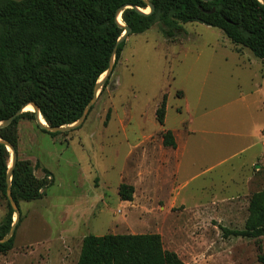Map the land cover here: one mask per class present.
<instances>
[{"label": "rangeland", "instance_id": "374dc122", "mask_svg": "<svg viewBox=\"0 0 264 264\" xmlns=\"http://www.w3.org/2000/svg\"><path fill=\"white\" fill-rule=\"evenodd\" d=\"M182 28L174 39L160 25L131 34L82 124L52 135L32 106L34 116L18 121L17 160L37 180L48 171L53 185L13 209L14 248L0 264H78L84 239L108 234H159L185 264H260L262 239L226 238L222 227L244 230L252 195L264 190V164L245 167L239 136L245 125L264 124L256 112L264 66L248 49L240 56L243 48L219 29ZM243 58L259 65L242 67ZM166 130L182 137L180 175L163 145ZM12 159L10 152V166ZM122 184L134 187L133 201L120 198ZM8 216L0 194V240L10 236Z\"/></svg>", "mask_w": 264, "mask_h": 264}, {"label": "trees", "instance_id": "16d2710c", "mask_svg": "<svg viewBox=\"0 0 264 264\" xmlns=\"http://www.w3.org/2000/svg\"><path fill=\"white\" fill-rule=\"evenodd\" d=\"M148 3L154 7L152 13L138 11H146ZM122 9V22L132 35L160 25L165 37L174 39L183 31L182 25L200 22L221 30L237 47L264 61V5L259 0H0V123L16 117L0 128L2 141L17 150V123L34 116L17 114L29 104L39 108L52 129L73 125L83 117L100 77L115 56L114 70L124 51L126 41L118 44L124 28L116 20ZM165 102L164 98L156 111L161 126ZM163 145L177 147L172 131H164ZM9 161L10 153L0 142V194L9 207L6 232L15 213L8 199ZM45 173L44 179L37 180L30 163L17 162L10 185L16 205L43 198L44 189L53 185L51 174ZM134 192L131 185L119 188L123 201H133ZM222 231L226 238L262 239L264 249V190L252 195L244 230L222 227ZM14 242L15 235L0 243V254L13 250ZM258 260L264 264V251ZM78 264L185 263L164 249L159 234H108L87 236Z\"/></svg>", "mask_w": 264, "mask_h": 264}, {"label": "crops", "instance_id": "0c3cea01", "mask_svg": "<svg viewBox=\"0 0 264 264\" xmlns=\"http://www.w3.org/2000/svg\"><path fill=\"white\" fill-rule=\"evenodd\" d=\"M241 48V47H238ZM243 49H236L238 54H241L240 56H245L242 52ZM248 63L246 62L245 58L241 60L242 67L249 66L250 68L254 67V64L259 65L257 62L251 58L247 59ZM259 62L264 66V61L259 59ZM244 65V66H243ZM259 73L261 77V84L259 85V91L257 93L260 94V100H259V106L256 108L257 115L263 113L264 114V68H259ZM248 96L244 97L245 101H247ZM262 100V102H261ZM258 105V103H257ZM254 123V122H253ZM255 125V124H253ZM243 131L239 134L240 138L244 139V145L242 148V151L240 152V155H243L245 160L249 163L245 167H248L249 165L253 163L257 164H264V124H256L255 127H251L248 125H245V127L242 129ZM175 137L176 131H172ZM260 132L263 133L260 135ZM178 139L175 137V141L177 144V147L175 149L171 148L173 150V156L176 159V166H177V172L180 175L181 167H182V157L185 150V147L181 144V135L178 134ZM217 149V148H215ZM219 151V150H218ZM188 183L183 184L182 187H186Z\"/></svg>", "mask_w": 264, "mask_h": 264}, {"label": "water", "instance_id": "95a60500", "mask_svg": "<svg viewBox=\"0 0 264 264\" xmlns=\"http://www.w3.org/2000/svg\"><path fill=\"white\" fill-rule=\"evenodd\" d=\"M205 1H207V0H205ZM259 1L264 5V0H259ZM148 9H149V13H152V12L154 11V7H153L151 4H149V3H148ZM138 11L141 12V13H144V14H149V13L144 12V11H142V10H138ZM214 11H215V9H213L212 13H213ZM122 14H123V9L120 10V11L118 12L117 17H116V20H117L118 24H119L121 27L124 28V33H123L122 37L120 38V40L118 41V44H120L121 42L125 41V40H126L131 34H132V30H131L129 27L125 26V25L123 24V22H120L119 19H121V21H122ZM114 64H115V56L113 57V59H112V61H111V65H110L109 70L106 72L108 75H110V74L113 72ZM107 80H108V78H107ZM105 82H106V81H105ZM105 82H104V84H105ZM98 89H99V81H98V83H97V85H96L95 96H94L93 101H92L91 104L87 107V109H86V111H85L83 117H82L78 122H76L75 124H82L83 121L86 119L87 115H88L89 112H90V109L93 107V105H94V103H95V101H96L97 93H98ZM28 106H32V107L34 108V113H35V115H36L37 122H38L40 125H42V124L40 123V115L42 116V114L40 113L39 108H38L35 104H29V105H27V106H24V107H23V110H24L26 107H28ZM23 110H21V111L17 114V116H18V115H21V114L23 113ZM42 117H43V116H42ZM15 118H16V117H13V118L10 119L9 121L1 122V123H0V128L7 127L9 124H11V123L13 122V120H14ZM46 124H47V123H46ZM75 124L70 125V126H66V127H71V126H74ZM66 127L52 129V128H50V127L47 125V127H44V128L48 129V130H49L50 132H52V133H55V132H60L61 130H63V129L66 128ZM0 142L3 143V144L7 147L9 153L12 152V156H13V159H12V165H11V166L9 165V171H8V183H9L8 199H9V201H10V203H11L12 208L14 209V208H16L17 205H16V203L13 201V199H12V197H11L10 185H11V180H12L13 170L15 169V166H16L17 161H18V160H17V159H18V153H17V151L15 150V148H14L11 144H9L8 142L2 141L1 139H0ZM15 213H16V211H15ZM18 215H19V214H18ZM18 223H19V220H18V221L12 226L11 231H10V236H9L8 238H6V239L0 240V243L7 242L8 240H10V239L14 236V232H15V230H16V227H17Z\"/></svg>", "mask_w": 264, "mask_h": 264}, {"label": "bare ground", "instance_id": "6f19581e", "mask_svg": "<svg viewBox=\"0 0 264 264\" xmlns=\"http://www.w3.org/2000/svg\"><path fill=\"white\" fill-rule=\"evenodd\" d=\"M28 112H32L33 111V109L30 107V106H28L27 108H25ZM40 123L41 124H46V122H45V120L43 119V117L40 115Z\"/></svg>", "mask_w": 264, "mask_h": 264}]
</instances>
